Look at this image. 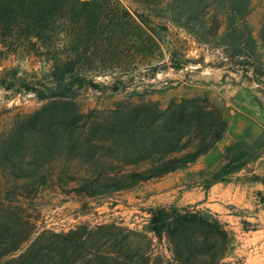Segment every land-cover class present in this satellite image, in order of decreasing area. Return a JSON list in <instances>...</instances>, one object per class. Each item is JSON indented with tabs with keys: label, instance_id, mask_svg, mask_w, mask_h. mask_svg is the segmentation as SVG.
<instances>
[{
	"label": "rangeland",
	"instance_id": "374dc122",
	"mask_svg": "<svg viewBox=\"0 0 264 264\" xmlns=\"http://www.w3.org/2000/svg\"><path fill=\"white\" fill-rule=\"evenodd\" d=\"M121 1L131 10L149 8L154 21L167 26L160 36L169 48H179L181 67L153 75L139 64L124 75L126 82L132 81L118 92L109 87V76L97 78L99 89L76 94L80 121L70 126L43 122L58 110L51 101L0 86V223L24 227L32 236L110 222L142 230L149 207L174 205L204 214L228 232L227 264H264V206L257 196L264 187L241 179L244 170L212 182L226 163L229 145L264 140V0H247L245 21L253 44H241L240 55L231 49L240 29L229 30V0H207L205 10L196 9V0ZM214 16L221 26L211 38ZM12 66L0 65V73ZM192 98H206L225 109L227 130L213 150L131 189L93 197L79 193L84 186H104L108 176L147 169L149 160H137L156 128L148 127L156 109L164 110L172 99ZM261 152L248 166L256 173L264 171V148ZM152 248L170 262L164 241L155 239Z\"/></svg>",
	"mask_w": 264,
	"mask_h": 264
},
{
	"label": "trees",
	"instance_id": "16d2710c",
	"mask_svg": "<svg viewBox=\"0 0 264 264\" xmlns=\"http://www.w3.org/2000/svg\"><path fill=\"white\" fill-rule=\"evenodd\" d=\"M205 1L196 0V9L205 10ZM226 6L232 15L229 30L240 29L231 47L240 55L241 44H253L245 21L247 0H229ZM179 7L182 10L183 5ZM146 9L131 10L121 0H0V65H13L0 73V86L58 105L43 122L53 127L76 124L80 114L75 96L83 89H99L97 78L109 76V87L118 92L132 81L126 82L124 75L139 64L148 66L153 75L181 67L179 48H169L160 36L167 26L155 22ZM220 26L214 16L208 37L215 38ZM155 125L152 137L143 142L144 155L137 160H149L147 169L108 176L104 186H84L79 193L93 197L101 191L127 190L184 168L213 150L224 137L228 119L223 106L208 103L206 98L172 99L164 110L156 109L148 127ZM263 148L264 140L250 146L229 145L226 163L212 182L244 170L247 173L241 179L264 187V171L248 168L263 156ZM257 196L264 206V190ZM146 211L142 230L110 222L32 236L24 227L0 223V264H227L229 234L218 221L174 205ZM155 239L168 246L170 262L154 254Z\"/></svg>",
	"mask_w": 264,
	"mask_h": 264
}]
</instances>
